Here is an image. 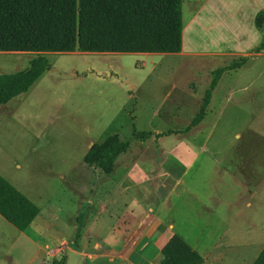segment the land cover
<instances>
[{
    "label": "rangeland",
    "instance_id": "rangeland-1",
    "mask_svg": "<svg viewBox=\"0 0 264 264\" xmlns=\"http://www.w3.org/2000/svg\"><path fill=\"white\" fill-rule=\"evenodd\" d=\"M202 1L181 0L183 27ZM251 2L224 1L225 9L214 12L223 18V34L236 29L233 5L242 9L241 32L256 30L244 21ZM190 37L203 44L196 23L191 34H183L184 46ZM44 57L50 69L1 106L9 114L0 115V175L39 214L24 232L0 217V264H41L46 248L60 238L68 251L81 250L86 209L80 206L97 196L110 207L108 193L117 199L109 211L127 217L125 205L132 204L137 218L138 207L158 214L162 225L151 228L146 219L140 242L147 243L151 260L161 234L173 233L198 252L200 264H252L264 247V59L223 72L202 121L181 133L198 113L216 68L246 58L219 63L167 54L78 52ZM27 58L0 56V74L25 69ZM210 68L215 70L209 75ZM133 126L173 134L141 142L130 137ZM106 134L128 142L109 175L83 163L88 143ZM80 183L99 189L85 198ZM110 213L98 217L94 233L100 238L110 236L115 222Z\"/></svg>",
    "mask_w": 264,
    "mask_h": 264
},
{
    "label": "trees",
    "instance_id": "trees-1",
    "mask_svg": "<svg viewBox=\"0 0 264 264\" xmlns=\"http://www.w3.org/2000/svg\"><path fill=\"white\" fill-rule=\"evenodd\" d=\"M254 26L262 34L255 49L259 52L264 49V9L255 15ZM182 29L181 0H0V52L174 54L181 48ZM244 62L214 71L198 113L181 133L202 121L222 73ZM49 69L46 58L38 55L25 69L0 74V105L28 91ZM152 135L133 126L130 137L144 142ZM127 149L128 142L106 134L91 145L83 162L109 175ZM38 213V207L0 175V217L24 232ZM160 254V264L201 263L198 252L176 234ZM252 264H264V247Z\"/></svg>",
    "mask_w": 264,
    "mask_h": 264
},
{
    "label": "crops",
    "instance_id": "crops-1",
    "mask_svg": "<svg viewBox=\"0 0 264 264\" xmlns=\"http://www.w3.org/2000/svg\"><path fill=\"white\" fill-rule=\"evenodd\" d=\"M224 1H226L227 4L229 3V0H204L201 2L199 6L194 8L195 11L193 12L191 19L189 20L187 26H184L182 29L180 51L178 53L167 54V55L184 56L187 58L202 57L204 59L211 60L214 62L217 61L219 63H221L222 61L224 62L226 59H230V58L231 59L236 58V57L246 58L245 62L239 68L235 70H227L231 72L242 70L248 62H252L255 60H259V59H264V49L259 52H255V49L260 45L262 41V35L258 32L255 26H254V28L256 29L255 31L251 29H247L246 33L243 34L241 32L242 23L240 21H242V18L237 17V14H240L242 12V9H240L239 6L237 8L235 5L231 7V8L236 9L235 18L239 19L238 21H235L234 23L237 30L236 29L232 30L231 32H229L228 35L223 34L224 29L221 32L223 18H221L222 16L216 17L214 12L218 10L222 11L223 9H225V6L223 5ZM252 3H253L252 5L253 8L252 6H248L249 10L248 12H246L244 16L245 17L244 21H246V23L248 24V27L251 26V23L254 25L255 15L259 11L264 9V0H252L250 4ZM192 23H196V26H198L199 29L203 32V38H202L203 44L201 41V45L197 46L198 43L197 45H195L194 44L195 41L193 40V37H190L188 40V44L184 46L183 34H185L187 30H188V33L190 32L191 34ZM188 37H189V34H188ZM200 47L203 49H198ZM44 54H47V53L39 54V53H31V52H0V56L15 55V56H23V58L28 57L26 60L23 61L25 62L26 65H28V63L32 59L36 58L38 55L44 56ZM68 54H72V53H68ZM212 69L210 68L208 70L209 75ZM217 69H220V68H216V70ZM218 82H217V85H218ZM216 87L211 93L208 106L211 104L212 98L214 97L213 94L215 93ZM226 99H229V98L227 97L223 98V101H224L223 105L228 104L227 103L228 101ZM6 104L0 105V115L9 114L8 108H5L4 110H2L1 108V106H5ZM196 128L197 126L193 127L192 129L194 130ZM152 134L153 135L151 137H154L155 139H159L155 137V135L159 134V132H155ZM92 144H93L92 142L88 143L86 152L91 147ZM184 151L185 153L189 152L188 146H185ZM88 167L93 168L95 170L93 166H88ZM98 189H99L98 184L96 185L93 184L91 187H89L88 185H81L80 192L82 196L83 194H85V198H87L88 196L89 197L94 196L96 194V191H98ZM108 195L109 197L107 199V203L111 202L112 205H115L117 202V199H115L114 193H108ZM95 199L96 200L94 202L91 199H89V201L87 199L86 201L87 203H85V205L80 206V208L86 209V212L83 216V221L81 223V226L84 228L83 233H82L83 239H82L81 250H74V252L79 253L82 256L83 258L82 264H95V262L99 260H105L101 264H112L115 260H120L122 264H153V262L155 263L157 259L159 260V264H160V260H161L160 250L163 247V245L167 242V240L173 235V233H169L166 235H163V233L161 234V237H159L160 241H162L160 243L161 245H159L158 240H157V243L155 244V246L158 248V254L152 260H151V257L148 256L149 254H147V252H150L148 251L147 243L145 242H143L142 244L140 243L141 239L143 238V236L146 234V231L148 230L145 227L146 219H148V225L150 227L151 226L160 227L162 225V224H159L161 220L158 217V214L153 213V212L151 214H147L145 209L141 210V208L138 207V210L142 211V214L140 213L139 217L137 218L132 215L133 209L131 210V208L133 205L130 204L129 206L127 204L125 206L129 207L128 208L129 215L126 217L122 212L116 213V212H112L111 210L109 211L108 208H111L112 205L110 207L107 206L108 207L107 208L104 204H102L101 202L102 200H98L97 196L95 197ZM87 204H90V205H87ZM96 207L99 208V210H97ZM102 212H105V213L111 212L108 218H111V220L113 219V221H115L114 224L111 225V228H109L108 232L110 236L105 237V238H100L99 236H97L96 233H94L96 230L97 220L99 219L98 217L100 216ZM130 218H131V221H130ZM133 219H135V222L131 223ZM169 224H167V226ZM52 225L53 223L49 224L46 229H51ZM60 240L62 239L61 238L56 239L54 243ZM45 246H48V245H45ZM86 248L93 249V251L91 253L82 252V250Z\"/></svg>",
    "mask_w": 264,
    "mask_h": 264
},
{
    "label": "built area",
    "instance_id": "built-area-1",
    "mask_svg": "<svg viewBox=\"0 0 264 264\" xmlns=\"http://www.w3.org/2000/svg\"><path fill=\"white\" fill-rule=\"evenodd\" d=\"M53 247H47L42 256L41 264H57V262L64 258L68 251V243L64 240L56 242Z\"/></svg>",
    "mask_w": 264,
    "mask_h": 264
},
{
    "label": "water",
    "instance_id": "water-1",
    "mask_svg": "<svg viewBox=\"0 0 264 264\" xmlns=\"http://www.w3.org/2000/svg\"><path fill=\"white\" fill-rule=\"evenodd\" d=\"M83 258L79 253L67 251L64 256L63 264H82Z\"/></svg>",
    "mask_w": 264,
    "mask_h": 264
},
{
    "label": "flooded vegetation",
    "instance_id": "flooded-vegetation-1",
    "mask_svg": "<svg viewBox=\"0 0 264 264\" xmlns=\"http://www.w3.org/2000/svg\"><path fill=\"white\" fill-rule=\"evenodd\" d=\"M63 264V263H62Z\"/></svg>",
    "mask_w": 264,
    "mask_h": 264
}]
</instances>
